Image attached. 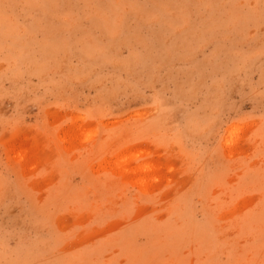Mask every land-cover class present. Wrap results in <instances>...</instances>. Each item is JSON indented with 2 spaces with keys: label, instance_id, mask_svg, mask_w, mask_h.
<instances>
[{
  "label": "rangeland",
  "instance_id": "rangeland-1",
  "mask_svg": "<svg viewBox=\"0 0 264 264\" xmlns=\"http://www.w3.org/2000/svg\"><path fill=\"white\" fill-rule=\"evenodd\" d=\"M0 264H264V0H0Z\"/></svg>",
  "mask_w": 264,
  "mask_h": 264
}]
</instances>
